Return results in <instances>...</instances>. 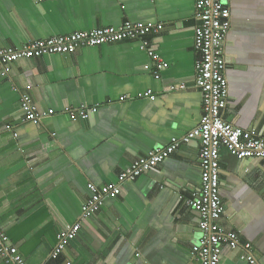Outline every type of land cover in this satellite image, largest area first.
Masks as SVG:
<instances>
[{
  "label": "crops",
  "instance_id": "obj_1",
  "mask_svg": "<svg viewBox=\"0 0 264 264\" xmlns=\"http://www.w3.org/2000/svg\"><path fill=\"white\" fill-rule=\"evenodd\" d=\"M196 0H0V49L32 40L120 26L163 24L144 39L169 66L160 71L142 40L19 59L0 68V224L27 264H200L192 246L202 231L188 197L201 185L200 143L169 157L106 198L95 216L82 206L137 158L183 138L201 124L196 86ZM224 44L228 103L223 117L264 135V0H229ZM184 89L171 90L172 85ZM151 90L156 99L141 96ZM46 116L23 120L22 96ZM97 108L73 119L67 107ZM222 226L251 242L264 264V159L221 149ZM81 228L63 252L58 234ZM1 247V242H0ZM244 248H224L220 264H250ZM0 264L6 260L0 254Z\"/></svg>",
  "mask_w": 264,
  "mask_h": 264
},
{
  "label": "built area",
  "instance_id": "obj_2",
  "mask_svg": "<svg viewBox=\"0 0 264 264\" xmlns=\"http://www.w3.org/2000/svg\"><path fill=\"white\" fill-rule=\"evenodd\" d=\"M196 26L194 48L196 60V86L201 90L204 104V115L201 124L183 138H173L170 145L151 150L148 154L135 159L126 170L118 176V182L97 186L92 183L89 188L93 196L83 204L84 218L95 216L106 198H117L122 193V184L127 180H135L144 172L155 168L158 164L176 151L182 143L192 139L199 140V166L201 169V185L190 196H180L185 203L197 210L200 215L199 227L202 231L198 242L192 246V254L200 264H220L225 247L244 248L241 255L250 264L258 261L252 253L251 242H241L239 234L221 225L220 220L225 212L224 202L220 194L221 149L226 148L238 159H264V135L256 131L243 129L227 121L223 117L228 103L227 62L224 44L231 27L229 0H196ZM163 24L127 21L120 26L96 27L86 31L51 36L45 39L32 40L21 48H1L0 68L10 62L39 57L49 54L68 53L86 46H98L124 40H142L141 48L146 50L155 62L156 78L160 71L167 68L165 62L144 39L148 34L158 33ZM185 84H176L171 90L184 89ZM141 96L156 99L151 90ZM23 120L40 124L46 116L55 113L50 109L41 112L29 95L22 96ZM97 108L67 107L66 111L73 119L88 118ZM81 226L79 223L61 231L57 236V245L52 257H58L69 242L74 239ZM0 254L6 264H27L17 246L10 243L9 236L0 224ZM67 264H71L69 261Z\"/></svg>",
  "mask_w": 264,
  "mask_h": 264
}]
</instances>
